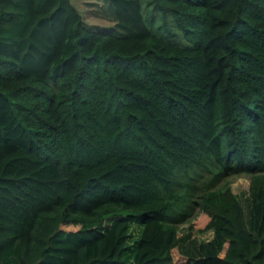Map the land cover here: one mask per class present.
I'll list each match as a JSON object with an SVG mask.
<instances>
[{
    "label": "trees",
    "instance_id": "16d2710c",
    "mask_svg": "<svg viewBox=\"0 0 264 264\" xmlns=\"http://www.w3.org/2000/svg\"><path fill=\"white\" fill-rule=\"evenodd\" d=\"M108 1L0 0V264H264V0Z\"/></svg>",
    "mask_w": 264,
    "mask_h": 264
},
{
    "label": "rangeland",
    "instance_id": "374dc122",
    "mask_svg": "<svg viewBox=\"0 0 264 264\" xmlns=\"http://www.w3.org/2000/svg\"><path fill=\"white\" fill-rule=\"evenodd\" d=\"M74 8L81 14L83 24L91 30H104L113 34L120 32L114 26L113 9L108 0H70ZM156 22H159L156 20ZM225 184L229 185L232 192L244 209L245 214L253 210L251 208L249 196L247 193L248 179L244 174L234 175L225 180ZM222 190V189H221ZM215 189L211 192H217ZM203 236H206L205 234Z\"/></svg>",
    "mask_w": 264,
    "mask_h": 264
}]
</instances>
